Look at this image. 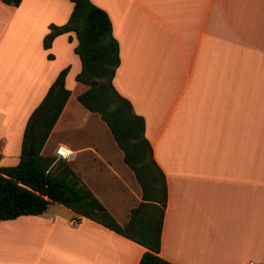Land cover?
<instances>
[{
  "label": "crops",
  "instance_id": "0c3cea01",
  "mask_svg": "<svg viewBox=\"0 0 264 264\" xmlns=\"http://www.w3.org/2000/svg\"><path fill=\"white\" fill-rule=\"evenodd\" d=\"M90 1L111 20L114 87L144 118L165 176L159 255L173 264H264V0ZM72 7L0 0V165L17 164L32 110L67 67L70 95L41 154L68 147L70 167L124 224L141 188L104 121L77 100L87 86L75 79V33L43 46ZM77 130L82 142L68 135ZM144 251L56 203L0 220V264H138Z\"/></svg>",
  "mask_w": 264,
  "mask_h": 264
},
{
  "label": "trees",
  "instance_id": "16d2710c",
  "mask_svg": "<svg viewBox=\"0 0 264 264\" xmlns=\"http://www.w3.org/2000/svg\"><path fill=\"white\" fill-rule=\"evenodd\" d=\"M1 1L13 6L21 2ZM70 1L73 7L69 18L60 26H49L43 46L49 48L58 34L75 33L77 43L73 50L81 64L75 79L87 86L77 100L88 111L98 114L108 127L123 152L124 162L135 174L142 200L130 210L128 221L119 224L66 160L41 154L70 95L64 84L66 67L32 110L23 131L17 164L0 165V220L41 215L52 204H60L77 217L91 219L143 246L145 251L138 264H173L159 255L167 201L165 176L145 136L144 118L134 112L131 102L114 87L120 56L111 20L105 10L90 0Z\"/></svg>",
  "mask_w": 264,
  "mask_h": 264
},
{
  "label": "built area",
  "instance_id": "2783aa9c",
  "mask_svg": "<svg viewBox=\"0 0 264 264\" xmlns=\"http://www.w3.org/2000/svg\"><path fill=\"white\" fill-rule=\"evenodd\" d=\"M72 153L73 152L68 147H66L64 145H61V146H58L56 148L55 157H56V159L68 160L71 157ZM69 222L73 226H76L78 224V220L77 219H71ZM246 264H254V262L253 261H249Z\"/></svg>",
  "mask_w": 264,
  "mask_h": 264
},
{
  "label": "rangeland",
  "instance_id": "374dc122",
  "mask_svg": "<svg viewBox=\"0 0 264 264\" xmlns=\"http://www.w3.org/2000/svg\"><path fill=\"white\" fill-rule=\"evenodd\" d=\"M79 118H81V115L80 114H76V115L73 116V120H75V119L76 120L77 119L79 120ZM104 128H105L107 134H109V136H110V133L108 131V128L106 126ZM82 132H83L82 130H77V131H74L72 133H69L68 135H69V137L71 139H73V140H75L77 142H82L83 140L86 139V136H83L84 134H82ZM105 146H106L105 148H108V144L107 143H105Z\"/></svg>",
  "mask_w": 264,
  "mask_h": 264
},
{
  "label": "water",
  "instance_id": "95a60500",
  "mask_svg": "<svg viewBox=\"0 0 264 264\" xmlns=\"http://www.w3.org/2000/svg\"><path fill=\"white\" fill-rule=\"evenodd\" d=\"M30 151H31V153H32V147L30 146Z\"/></svg>",
  "mask_w": 264,
  "mask_h": 264
},
{
  "label": "bare ground",
  "instance_id": "6f19581e",
  "mask_svg": "<svg viewBox=\"0 0 264 264\" xmlns=\"http://www.w3.org/2000/svg\"><path fill=\"white\" fill-rule=\"evenodd\" d=\"M11 230H13V229H11Z\"/></svg>",
  "mask_w": 264,
  "mask_h": 264
}]
</instances>
